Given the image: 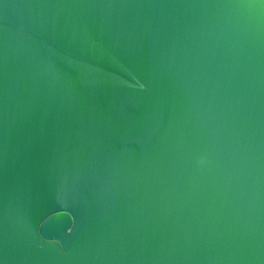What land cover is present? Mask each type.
Segmentation results:
<instances>
[{
    "label": "water",
    "instance_id": "obj_1",
    "mask_svg": "<svg viewBox=\"0 0 264 264\" xmlns=\"http://www.w3.org/2000/svg\"><path fill=\"white\" fill-rule=\"evenodd\" d=\"M0 264H264V0H0Z\"/></svg>",
    "mask_w": 264,
    "mask_h": 264
}]
</instances>
